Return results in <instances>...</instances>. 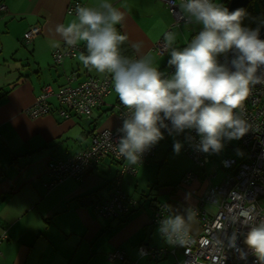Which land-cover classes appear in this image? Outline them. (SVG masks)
<instances>
[{
	"label": "crops",
	"instance_id": "obj_1",
	"mask_svg": "<svg viewBox=\"0 0 264 264\" xmlns=\"http://www.w3.org/2000/svg\"><path fill=\"white\" fill-rule=\"evenodd\" d=\"M75 1L97 9L105 2L0 0L6 7L0 12V233H7V239L0 243V264H171L174 258L170 254L160 261L139 256L137 248L141 244L171 248L151 223L154 210L150 201L138 202L139 210L127 221L118 222L96 216L94 200H77L95 190H99L100 202L108 198L110 181L118 169L111 159L103 160L79 180L67 179L52 189L44 186L47 162L78 154L89 146L90 136L96 131L91 126L92 118L73 114L68 119L61 117L54 96L47 98L46 114L30 117L27 113L44 86L56 91L72 73L76 77L71 82L74 85L88 74V70L78 72L84 68L79 51L61 65L53 62L54 51L68 47L56 27L76 18L67 12ZM107 2L124 13L125 20L117 26L128 36L136 57L150 56L156 40L175 24L157 0ZM33 28L35 36L26 43L24 35ZM133 43H141L139 53L132 48ZM170 50L168 47L165 53ZM104 112L100 109L97 116ZM106 115L101 129L115 128L117 115ZM203 180L206 182V175L202 180L178 182L175 189L158 186L153 199L156 204L166 203L170 215L186 216L189 212L193 219L187 233L193 236L201 232L194 209L207 187ZM207 205L204 207L214 211ZM112 250L123 251L125 260H108L106 254Z\"/></svg>",
	"mask_w": 264,
	"mask_h": 264
},
{
	"label": "clouds",
	"instance_id": "obj_2",
	"mask_svg": "<svg viewBox=\"0 0 264 264\" xmlns=\"http://www.w3.org/2000/svg\"><path fill=\"white\" fill-rule=\"evenodd\" d=\"M181 8L201 30L182 48L173 47L175 32L164 33L171 49L168 65L175 67L170 76L153 66L149 55L121 54L128 36L117 25L125 15L107 0L99 9L77 5L76 18L56 27L67 45L86 47L87 55L79 56L86 67L111 75L114 91L128 111L117 129V141L113 142L110 129L103 131L102 138L133 165L164 139L162 129L169 135L195 130L200 137L198 150L219 153L224 139L238 140L248 132L243 103L250 88L264 84V40L259 38L264 22L254 29L244 27L246 11L230 12L218 0H182ZM132 48L139 53L141 43H133ZM173 147L178 154L182 144L177 141ZM192 219L189 212L167 215L159 231L167 242L182 246ZM245 243L264 264V222L249 228Z\"/></svg>",
	"mask_w": 264,
	"mask_h": 264
},
{
	"label": "built area",
	"instance_id": "obj_3",
	"mask_svg": "<svg viewBox=\"0 0 264 264\" xmlns=\"http://www.w3.org/2000/svg\"><path fill=\"white\" fill-rule=\"evenodd\" d=\"M157 1L165 6L175 24L194 23L182 13V0ZM224 1L226 0H221V3ZM261 1L264 7V0ZM77 5L82 6L75 1L69 5L67 12L76 15ZM5 11V5L0 3V12ZM258 25L251 28L254 29ZM35 30L33 28L25 33L26 43H29L35 36ZM198 32L194 30L192 37L182 47L187 46ZM259 38L264 40V26L260 27ZM168 47L164 35L158 38L153 45L154 51L160 54L165 53ZM78 51V46L69 45L63 51L56 50L53 53V62L60 65L66 58H73ZM228 58H232V53L228 54ZM219 59L223 62L224 57L221 56ZM173 71H175V67L171 66L167 75L170 76ZM261 72H264V69ZM75 79L73 73L67 76L65 84L59 86L56 91H53L50 86H44L35 100L34 107L27 112L30 117L46 114L49 110L47 98L54 96L61 117L68 119L73 114L90 120L94 110L104 105V98L110 93L111 78L108 76L103 79L87 77L72 85L71 82ZM114 107H116L115 112L119 122L115 128L110 129L113 142L118 139L117 129L122 127V117L128 111L121 103ZM242 111L243 118L247 122L248 132L237 140V149L241 153H234L232 157L219 159L218 166L226 173L215 185H211V180L216 177L215 173L206 175L208 185L198 201V206L194 209L201 227L200 234L193 236L187 233L182 246L168 242L171 245L170 249L141 244L137 248L140 257L160 261L170 254L174 258L171 264H261L254 250L245 243V239L250 227L264 222V84L250 88ZM166 123L168 122L166 121ZM105 130L107 129L96 130L90 137L89 146L77 155L65 160L50 161L46 171L48 180L45 181L44 186L54 187L65 179L78 177L83 169L93 164L111 159L117 164L118 169L112 181L110 198L102 204L95 205L93 211L98 217L117 218L128 214L133 210V207L138 206V201L129 198L123 192V176L126 174L135 175L136 167L152 158L157 147L156 145L151 147L142 155L139 163L133 165L118 153L115 146H108L102 138V133ZM162 132L166 137L172 136L164 129ZM173 135L180 138L182 150L187 157L196 165L205 167V164L210 160V154L198 150L200 137L196 131L185 130L181 134ZM195 178L192 173L188 172L183 176L181 183H188ZM205 204L213 206L214 211L205 208ZM167 215H170L168 205L159 203L151 218V223L164 240L159 228L160 221ZM5 239H7V233L2 231L0 243ZM179 254L181 258H179ZM106 258L110 261L125 260V255L121 250H114L109 252Z\"/></svg>",
	"mask_w": 264,
	"mask_h": 264
},
{
	"label": "rangeland",
	"instance_id": "obj_4",
	"mask_svg": "<svg viewBox=\"0 0 264 264\" xmlns=\"http://www.w3.org/2000/svg\"><path fill=\"white\" fill-rule=\"evenodd\" d=\"M218 2L226 7H228L229 5V1L221 3V0H218ZM248 6L252 8L256 12V14L264 13V7L261 0H253L248 3ZM170 26L171 27H169V31L175 32L177 34L176 43L173 45V47L177 48H182V46L186 44V42L192 37L194 30H201V26L195 22L191 24H171ZM170 51L165 54H160L156 51H153L150 55L154 62L153 66L157 67L159 71L166 74H169L170 69V66L168 65V60L170 59ZM68 70L70 69L68 68ZM84 71L85 68L80 67L78 72L82 73ZM174 72L175 71H173L171 75L174 74ZM88 74L92 76H101V73H99L95 69L88 70ZM64 76L66 75L63 74V77ZM117 99L118 96L116 95L113 87L111 89V92L104 98L106 104L97 109L98 111L94 110L91 124L92 127H96V130H102L101 126L103 125L105 119L108 117L106 113L113 112L114 114H116V107L114 106H116L115 104ZM100 109L105 112L102 113L101 116H97ZM175 141V135H172L170 137H166L164 135V139L160 140L156 144L157 150L155 152V156L151 159H148L143 164L138 165L136 167L135 175L126 174L123 176L122 187L125 193L131 196L132 199L138 201L140 204H147V202L152 198V194H158V186L159 188L170 187L172 189H175L176 184L182 180V177L188 171L196 174L201 180L205 177V175L215 173L216 178L211 180V185L218 184L221 178L226 173L224 169L219 168V159L225 157L226 154L232 155V151L238 148L237 140H227L226 144H224L223 150L220 151L219 155H211L212 161L210 162V164L206 165L205 168H203L197 166L190 158H188L187 155L183 152L182 148L177 154L174 151L173 147ZM178 142L182 144L181 140H178ZM50 161L54 160H49L47 162V165ZM204 183L205 186L206 184L208 185L207 181ZM54 187H50V189ZM152 188L153 190H151ZM162 198L163 196H161L159 200H162ZM206 207H208V205ZM179 258H181L180 254Z\"/></svg>",
	"mask_w": 264,
	"mask_h": 264
},
{
	"label": "trees",
	"instance_id": "obj_5",
	"mask_svg": "<svg viewBox=\"0 0 264 264\" xmlns=\"http://www.w3.org/2000/svg\"><path fill=\"white\" fill-rule=\"evenodd\" d=\"M229 0H226V1H224V2H228ZM223 2V3H224ZM251 2V1H250ZM245 11H246V17L244 18V20L242 21V26H244V27H249V28H251V27H253V26H255V25H258V24H261L262 22H264V13H259V14H256V12L252 9V8H250L249 6H248V4H247V6L245 7V9H244ZM117 28H118V30L121 32V34H123V32H122V30H121V28H120V26H117ZM120 51H121V54L122 55H124V56H127V57H130V58H134V57H136L135 55H134V53H133V50L131 49V47L129 46V44H128V42L127 41H125L124 42V44H122L121 46H120ZM79 52H80V54L81 53H84L85 55H87V50H86V47L82 44L81 45V47H79ZM75 57V56H74ZM83 64V63H82ZM55 65H57V64H55ZM61 65V64H60ZM83 66H84V68H85V71L87 72V70H90V69H93V68H91L90 66H88V67H86L84 64H83ZM110 77L111 78V87H110V92H111V89L113 88V82H112V77H111V75L110 74H107V73H103V75L102 76H92V75H88V74H86V77H84L85 79L87 78V77H92V78H96V79H103V78H105V77ZM106 97V96H105ZM117 104H120V101H119V98L117 99V101H116V104L115 105H117ZM104 106V105H103ZM102 107V106H101ZM111 110V109H110ZM91 119V118H90ZM95 132V131H94ZM94 132H92V134L94 133ZM91 134V135H92ZM91 137V136H90ZM170 137V136H169ZM176 137V141L175 142H177L178 140H180V138L178 137V136H175ZM226 142H227V139H225V141H222V143L223 144H226ZM156 147H157V145H156ZM86 149V148H85ZM84 149V150H85ZM156 150H157V148H156ZM83 151V150H82ZM156 152V151H155ZM80 153V152H79ZM220 153V152H219ZM219 153H212V154H210L209 155V158H210V160L208 161V163L207 164H205V167H206V165H208V164H210V162H211V160H212V157H210L211 155H214V154H217V155H219ZM234 153L235 154H237V153H241L240 152V150H238V149H234L233 151H232V155L231 154H226L225 155V157H228V156H233L234 155ZM156 154V153H155ZM155 154H154V156H155ZM75 155H77V154H75ZM75 155H73V156H75ZM153 156V157H154ZM152 157V158H153ZM151 159V158H150ZM52 160H54V161H57L58 159H52ZM65 160V159H64ZM103 162V161H102ZM146 162V161H145ZM101 163V162H100ZM100 163H98V164H93V165H91V166H89L88 168H86V169H83L82 171H81V173H80V175L78 176V177H76V178H68V179H75V180H79V179H81V177L83 176V174L84 173H86L87 171H89V170H92L93 168H96ZM198 166V165H197ZM200 167V166H199ZM205 167H203V168H205ZM188 172H190V173H192L191 171H188ZM187 172V173H188ZM186 174V173H185ZM196 178H198V176L196 175V174H194V173H192ZM46 176H47V174H46ZM183 178V177H182ZM195 178V179H196ZM47 180H48V176H47ZM46 180V181H47ZM65 180H67V179H65ZM65 180H63V181H65ZM63 181H61V182H59L58 184H60V183H62ZM112 181H113V179H112ZM112 181H110V189H109V191H110V194H111V192H112V189H111V185H112ZM181 182V181H180ZM45 183V182H44ZM57 184V185H58ZM57 185H55V186H57ZM47 188V187H46ZM48 189H50V188H48ZM122 190H123V187H122ZM99 192V190H95V191H92V192H90V193H88L87 195H84V196H82V197H80V198H78L77 200L78 201H86V200H89V199H91L92 200V202H93V200H94V206L95 205H97V204H102V203H104L105 201H107L109 198H110V194H109V196H108V198L106 199V200H104V201H99L100 199H101V196H100V194L98 193ZM123 192H124V190H123ZM125 193V192H124ZM126 195V194H125ZM100 196V197H99ZM97 198V199H96ZM155 198V200H156V195L155 194H152V198L149 200L150 201V203H151V205L153 206V210H155L156 208H157V205L159 204V203H155L154 201H153V199ZM98 200V201H97ZM154 203H155V205H154ZM137 206V205H136ZM139 206L140 205H138L137 207H133V210H131L128 214H125L124 216H118L117 218H105V219H108V220H118V222H124V221H127V219L133 214V213H135L136 211H138L139 210ZM154 212V211H153ZM103 218V217H102ZM113 251V250H112ZM112 251H110V252H112ZM108 254V253H107ZM106 254V255H107Z\"/></svg>",
	"mask_w": 264,
	"mask_h": 264
},
{
	"label": "water",
	"instance_id": "obj_6",
	"mask_svg": "<svg viewBox=\"0 0 264 264\" xmlns=\"http://www.w3.org/2000/svg\"><path fill=\"white\" fill-rule=\"evenodd\" d=\"M248 3V0H230L227 8L230 12L236 9H245ZM223 141H225V139Z\"/></svg>",
	"mask_w": 264,
	"mask_h": 264
}]
</instances>
